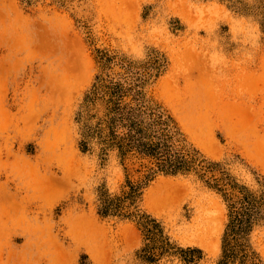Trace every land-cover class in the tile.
<instances>
[{
    "label": "rangeland",
    "instance_id": "obj_1",
    "mask_svg": "<svg viewBox=\"0 0 264 264\" xmlns=\"http://www.w3.org/2000/svg\"><path fill=\"white\" fill-rule=\"evenodd\" d=\"M1 63L0 264H264V0H0Z\"/></svg>",
    "mask_w": 264,
    "mask_h": 264
},
{
    "label": "bare ground",
    "instance_id": "obj_2",
    "mask_svg": "<svg viewBox=\"0 0 264 264\" xmlns=\"http://www.w3.org/2000/svg\"><path fill=\"white\" fill-rule=\"evenodd\" d=\"M11 28L14 29L15 31H17L19 29L21 30V27L20 26H16V25H11ZM15 31H12V32H15ZM0 65H2V63Z\"/></svg>",
    "mask_w": 264,
    "mask_h": 264
}]
</instances>
